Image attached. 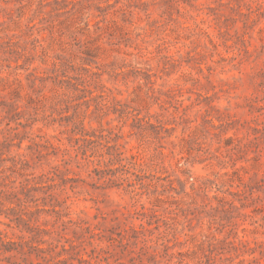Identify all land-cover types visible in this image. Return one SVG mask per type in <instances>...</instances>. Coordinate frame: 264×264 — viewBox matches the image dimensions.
<instances>
[{"label": "rangeland", "instance_id": "1", "mask_svg": "<svg viewBox=\"0 0 264 264\" xmlns=\"http://www.w3.org/2000/svg\"><path fill=\"white\" fill-rule=\"evenodd\" d=\"M33 234L264 264V0H0V237Z\"/></svg>", "mask_w": 264, "mask_h": 264}, {"label": "trees", "instance_id": "2", "mask_svg": "<svg viewBox=\"0 0 264 264\" xmlns=\"http://www.w3.org/2000/svg\"><path fill=\"white\" fill-rule=\"evenodd\" d=\"M67 241H69L70 249L75 250L78 247V244L74 243L73 239H67ZM39 242L43 241L36 239V234L30 235L29 239L24 241L25 245L28 247L27 250H24L22 243L14 245V242L6 241L0 237V264H66L68 259L73 258H76L79 264H97V262H92L91 259L85 258L82 255H76L78 257L67 256L55 259L52 255L48 256V254H50L49 248L41 247ZM49 243L50 246L53 244L52 242ZM61 251H66V248L63 246ZM61 251L57 252L56 255L60 256ZM79 253L80 251H75L74 254ZM32 254L34 258L37 259L35 263L33 260L28 261V257H31Z\"/></svg>", "mask_w": 264, "mask_h": 264}]
</instances>
